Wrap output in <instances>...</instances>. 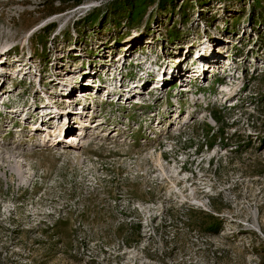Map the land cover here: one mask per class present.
Returning a JSON list of instances; mask_svg holds the SVG:
<instances>
[{
	"label": "rangeland",
	"instance_id": "obj_1",
	"mask_svg": "<svg viewBox=\"0 0 264 264\" xmlns=\"http://www.w3.org/2000/svg\"><path fill=\"white\" fill-rule=\"evenodd\" d=\"M76 2L0 0V264H264V0Z\"/></svg>",
	"mask_w": 264,
	"mask_h": 264
},
{
	"label": "bare ground",
	"instance_id": "obj_2",
	"mask_svg": "<svg viewBox=\"0 0 264 264\" xmlns=\"http://www.w3.org/2000/svg\"><path fill=\"white\" fill-rule=\"evenodd\" d=\"M160 79H161V78H160ZM162 79H163L164 81L166 80V78H165V76H164L163 74H162ZM94 82H95V81H94ZM161 82H163V81H161ZM163 83H164V82H163ZM90 84H92V83H90ZM142 84H144V83H140L139 85H142ZM153 84H154V87H153V89L151 90V92L163 88V87H162L163 84L161 85V88H155V85L157 86L158 83H153ZM93 85L96 86V87L99 86V85H97V83H96V84L93 83ZM139 85H138V84H135V86H137V87H136V88H137L136 90L139 91V92H138V91H137V92L140 93V94H139V96H140L142 93H145V92H144V88H143V86L140 87ZM138 86H139V87H138ZM183 86H184V88H185L184 90H188V89H189V88L187 89L188 85H183ZM127 87H128V89H126V90H125V88L120 87V88L118 89V92L121 91V90H122V91H125V92H132V91H134V89H131V87H132L131 84H130V85L127 84ZM96 89H97V88H96ZM142 89H143V91H142ZM99 90H100V89L98 88L97 91L99 92ZM70 92L72 93L73 91H70ZM85 92H86V94H87L88 92H91V90H88V89H87V91L85 90L83 93H85ZM98 92H97V93H98ZM121 93L123 94V92H121ZM122 94H120V95H122ZM118 95H119V94H118ZM135 95H136V94H135ZM126 97H128V96H126ZM91 98H93V96H92ZM139 98H140V97H139ZM82 99H83V97H82ZM86 99H87V98H86ZM86 99H84L83 102H84ZM141 99H142V98H140V99H138L137 101H135L136 103H139V106H140V107H141V106H144L145 103H146V101H141ZM70 100H71V101H74V98H71ZM88 100H89V99H88ZM118 100H120V98H119ZM118 100H117V101H118ZM45 103H46V102H45ZM33 105H34V104H33ZM6 106H8V105H6ZM87 106H89V104L85 103L84 110H83V111H80V112L83 113V114L81 115V118L83 117V115H85V117H87ZM44 107L47 108V106H44ZM39 109H41V108H34V109H33V112H38ZM74 111H77V110H74ZM58 112H59L60 114H59V113L55 114V118L61 119V116H63V115L61 114L62 112H61L60 110H58ZM80 112H78V113H77V112H74V113L79 114ZM64 113L66 114V117H67V113H68V114L71 113V112H70V108H69V110H67V112H64ZM26 114H27V113H26ZM44 114H45L44 116H39V117H40V118H45V116H49V117H48V119H47V117L45 118L47 121H45V120L42 119L43 122L45 121V122L47 123L48 121H50L49 119H52V121L55 120V119L52 118V117L54 116L53 114H50V113H49V114H48V113H44ZM35 116H36V115H34V117H35ZM178 116H179V115H178ZM70 117H71V116H70ZM75 117H76V116H75ZM37 118H38V117H37ZM67 118H68V117H67ZM93 118H95V117L93 116L92 119H93ZM69 119H70V118H69ZM39 121H41V119H39ZM56 121H57V120H56ZM56 121H54V122H56ZM58 121H60V120H58ZM54 122H53V123H54ZM53 123H52V124H53ZM83 123H84V122H83ZM102 123H103V122H100L99 124H102ZM99 124H98V125H99ZM57 125H58V124H55V126H57ZM65 125H66V124H65ZM53 127H54V126H51V125H50V126H48L47 128H43V129H44V130H45V129H48V128H49V129H53ZM64 127H65V126H64ZM84 127H86V126H84ZM54 128H55V127H54ZM58 128H59V127H58ZM88 128H89V127H88ZM36 129H37V126H36ZM68 129H70V131H71V130L73 129V127L68 126L67 130H68ZM84 129H85V128H84ZM57 131H58V130H57ZM84 132H85V131H84ZM62 134H63V129L61 130V134H59V135L62 136ZM48 135H52V134H51V133H48ZM85 135H86V132H85ZM85 135H84V137H85ZM46 136H47V135H46ZM56 138H57V139L54 140L53 143H51L50 145H54V146H56L57 144L60 143L61 137H56ZM69 138H70L72 141H73V139H75V140L77 141V138L75 137V133H74V135L70 136ZM50 139H51V138H50ZM50 139L48 140V143H49ZM82 139H83V138H82ZM71 140H70V141H71ZM44 141H46V139H44ZM57 141H58V142H57ZM66 141H67V140H66ZM79 142H80V141H79ZM74 143H76V142H72V144H74Z\"/></svg>",
	"mask_w": 264,
	"mask_h": 264
},
{
	"label": "trees",
	"instance_id": "obj_3",
	"mask_svg": "<svg viewBox=\"0 0 264 264\" xmlns=\"http://www.w3.org/2000/svg\"><path fill=\"white\" fill-rule=\"evenodd\" d=\"M82 1L83 0H77V2L75 4H78V3L82 2ZM51 3H53V1ZM212 117H213V119L215 121H217V123H219V125H224V123L226 122L223 119V117L219 113H217L215 111L212 112ZM225 129L226 128H224V126H223L222 130H221L222 135L220 136V138L223 137V140H228L229 141V137L226 136ZM186 142L189 145H194V142H193L192 139H190L189 141L188 140L185 141V144H187ZM227 145L228 144H226V146ZM203 146L204 145L196 146V149L197 150H201L203 148ZM214 209L216 211H218L216 213H220V211H221V209L219 207H216V206H214ZM193 212H195V210L191 211L190 215H192ZM202 213H206V212L202 211ZM216 213H212V214L211 213H206L205 218H202V222H200V224L192 223V225H194L195 227L201 228V230H204V231H207V232H211L212 234L220 233L224 229L225 222H224V219L222 218V216L220 214H216ZM57 226H58V223H57ZM138 230H139V228H138Z\"/></svg>",
	"mask_w": 264,
	"mask_h": 264
}]
</instances>
